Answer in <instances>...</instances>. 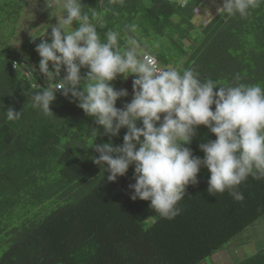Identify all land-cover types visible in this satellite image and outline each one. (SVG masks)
<instances>
[{
    "label": "trees",
    "instance_id": "1",
    "mask_svg": "<svg viewBox=\"0 0 264 264\" xmlns=\"http://www.w3.org/2000/svg\"><path fill=\"white\" fill-rule=\"evenodd\" d=\"M25 1L0 0V33L10 32L0 50V104L3 111L22 112L19 120L7 121L0 111V264H202L264 218V178L249 176L239 186L244 199L237 201L228 191L209 194L210 173L202 167L197 182L186 186L182 212L174 219L155 213L149 201L130 198L134 168L109 182V173L92 162L99 155L92 146L109 139L122 145L126 129L118 137L104 135L63 90L50 105L53 114H43L32 105L35 81L43 86L41 79L28 80L12 69L15 60L37 57L39 63L32 40L50 42L40 35L11 46ZM209 1L82 0V5L96 12L93 22L101 36L121 32V47L125 26L134 25L132 34L157 55L161 68H192L220 86L240 74L241 83L264 86V0L247 18L219 15L222 0H215L213 12L196 23ZM87 72L82 68L81 76ZM124 84L122 76L112 82L116 90ZM130 102L123 97L116 107ZM215 139L200 126L187 147L202 159L199 144ZM237 264H264V250Z\"/></svg>",
    "mask_w": 264,
    "mask_h": 264
},
{
    "label": "clouds",
    "instance_id": "2",
    "mask_svg": "<svg viewBox=\"0 0 264 264\" xmlns=\"http://www.w3.org/2000/svg\"><path fill=\"white\" fill-rule=\"evenodd\" d=\"M260 2L222 0L217 13L247 18ZM45 3L47 9L60 14L55 16L57 24L49 25L50 42L42 40L35 49L47 86L34 85L32 105L45 115L53 114L50 105L56 100V90L61 89L94 118L104 135L118 137L126 129L122 145L109 139L92 146L99 154L91 157L92 162L109 173V182L125 176L134 165L130 198L149 201L155 213L174 219L182 212L179 203L185 198L186 186L197 182L202 167L210 173L209 194L228 191L237 201L244 199L239 186L249 176L264 178V86L241 83L240 74L232 83L220 86L211 78L201 79L192 68L183 72L161 68L157 55L132 34L134 25L125 26L127 41L121 47V32L108 30L101 36L93 22L96 12L86 11L82 0ZM82 68L88 69L83 77ZM62 69L65 75L57 80ZM34 71L28 67L26 74L33 76ZM121 76L134 77L133 97L117 108L116 102L128 96L127 90L112 86ZM2 109L0 104L7 121L21 118L22 112L12 107ZM200 126L216 137L199 144L202 159L187 147ZM93 134L96 138L99 130L94 129Z\"/></svg>",
    "mask_w": 264,
    "mask_h": 264
},
{
    "label": "rangeland",
    "instance_id": "3",
    "mask_svg": "<svg viewBox=\"0 0 264 264\" xmlns=\"http://www.w3.org/2000/svg\"><path fill=\"white\" fill-rule=\"evenodd\" d=\"M143 1L145 4H149V0ZM214 3L215 0L203 2L201 5L202 14L195 17L196 23L203 21L208 12H213ZM21 10L22 12L16 36L10 38V44L13 48H17L19 42L24 39L28 40L30 37H37L40 35L49 37L51 34L49 25L57 24L58 21L55 16L60 14L58 10L54 9L51 11L47 9L45 0H26ZM9 35L10 32L7 30L0 33V50L6 49V44H4V42H7ZM124 80L125 84L122 86V89L127 90L128 98L131 101L133 97L132 81L130 76H128L127 79L124 78ZM133 168L134 165L130 166L128 172ZM261 250H264V218L258 221L254 226L248 228L246 232L237 236L219 253L207 259L202 264H237Z\"/></svg>",
    "mask_w": 264,
    "mask_h": 264
},
{
    "label": "built area",
    "instance_id": "4",
    "mask_svg": "<svg viewBox=\"0 0 264 264\" xmlns=\"http://www.w3.org/2000/svg\"><path fill=\"white\" fill-rule=\"evenodd\" d=\"M219 6H220V3L217 4V7H219ZM199 12H200V10L198 8L194 9L195 15H199ZM42 40H46V38L41 37L38 42L36 40H32L31 45L32 46H38L42 42ZM37 60H38L37 57H35L33 61H29V60L22 61L21 60L18 62L17 60H15L12 62V69L16 70V71L18 70L28 80L34 79V78L41 79L40 81H42L43 86H40L41 84L37 83L36 81H35V84L37 85V87H46L47 86L46 78L39 72V63L37 64ZM28 67L35 68V71L33 72V76L26 74ZM49 69L50 70L52 69L51 63L49 64ZM64 75H65V72L62 69L61 73H60V77H58L57 80L62 78ZM58 91H62V90L57 89L56 92H58Z\"/></svg>",
    "mask_w": 264,
    "mask_h": 264
}]
</instances>
